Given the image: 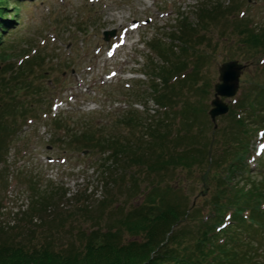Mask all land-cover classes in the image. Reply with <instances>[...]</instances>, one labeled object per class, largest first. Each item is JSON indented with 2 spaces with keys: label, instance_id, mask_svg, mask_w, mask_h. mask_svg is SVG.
Instances as JSON below:
<instances>
[{
  "label": "rangeland",
  "instance_id": "1",
  "mask_svg": "<svg viewBox=\"0 0 264 264\" xmlns=\"http://www.w3.org/2000/svg\"><path fill=\"white\" fill-rule=\"evenodd\" d=\"M206 2L221 4L224 12L213 20L204 13L201 20L200 8ZM19 5V20L11 25L16 27L5 33L7 44L14 51L5 62L0 60V69L9 62L16 67L24 52L40 53L44 57L33 75L35 84L43 87V93L33 100L24 99L20 92L17 94L20 109L14 118L10 117L15 123L14 132L0 142L3 160L0 164L1 238L13 237L30 246L53 242L59 247L70 241L81 246L85 242L81 233L106 228L111 224L108 220L113 219V222L115 218L120 222L122 213L125 215L141 205L146 197L145 190L152 182L159 187L179 188L178 194L170 192L169 197H183L198 209L196 218L184 223L195 225L200 218L210 215L211 199L220 188L204 176L208 162L190 169H171L160 178L151 175L145 164L123 163L122 168L116 170L122 163L120 160L114 165V158L108 153L98 147H85L84 143L75 145L71 136L73 133H101L116 137L126 135L133 140L147 139L140 123L125 125L119 122L129 111H133L145 126L163 118V125H168L170 133L179 135L184 132L185 114L171 106L183 101L184 105L194 106L196 111L189 112L194 122L190 130L185 131L186 136L191 137L181 141L178 148L214 138L210 151L215 155L224 150V139L220 136L222 130L215 136L214 133L230 126L232 110L229 109L228 116L218 115L214 122L208 111L215 98L219 66L234 59L244 65L239 76L240 89L233 98L218 97L226 105L238 100L234 112L243 108L242 115L250 127L257 124L264 128L255 122V111L240 105L241 99L248 94L249 99L255 98V91L264 85V64L261 63L264 49L246 46L236 27L240 22L250 21L256 30H263L264 0H23ZM180 14L186 17L187 44L177 38L182 34L177 28ZM133 21L140 24L137 29L130 30ZM106 31H115V34L105 40ZM192 33L198 37L192 39ZM123 38L126 39L120 44ZM157 40L166 48L163 55L159 48L152 46ZM114 42L119 46L111 50ZM197 57V79L174 93L177 96L170 94L173 102H167L169 108L164 110L154 97L164 92L166 85L161 77L162 67L177 71L173 68L177 58L185 61L187 68L192 67ZM182 70L185 68L177 72ZM112 72L117 75H110ZM179 83L181 80L177 78L173 84ZM154 86L158 92H153ZM57 101L65 104L54 110ZM27 102H30L29 107L25 105ZM167 113L169 118H166ZM55 114L63 120L61 129L54 123ZM201 130L205 139L199 137ZM247 143L250 151L244 162L249 169L238 174L262 179L264 154L260 156L262 151L257 148L258 134L251 132ZM105 158L110 171L116 170L114 180L108 182L101 167ZM157 179L160 181L155 184ZM51 183L52 189L61 187L65 193L53 196L49 202L44 201L45 209L38 208L35 199L41 197H36L32 186L41 187L40 195L48 197L49 192H43ZM81 195L88 196V201L80 200ZM102 201L105 206H101ZM32 206L37 209H31ZM122 230L124 243L143 240L142 235ZM261 234L256 233L257 239L260 240Z\"/></svg>",
  "mask_w": 264,
  "mask_h": 264
},
{
  "label": "trees",
  "instance_id": "2",
  "mask_svg": "<svg viewBox=\"0 0 264 264\" xmlns=\"http://www.w3.org/2000/svg\"><path fill=\"white\" fill-rule=\"evenodd\" d=\"M21 1L0 0V60L3 62L10 58L14 51V48H10L7 44L5 33L10 28L16 27H11V25L19 20ZM223 12L221 4L206 2L200 8L199 15L201 20L204 13L205 17L213 20ZM177 21V28L182 33L177 38L180 42L187 44L185 43L186 17L180 14ZM243 24L240 22L236 27L245 45L254 49L259 47L264 49V29L256 30ZM11 32H15V30ZM195 36L198 37L192 33L191 38L193 39ZM153 45L160 49L162 55L163 51H166L161 40L154 41ZM43 57L39 53L31 60L25 61L16 71L9 64L1 67L0 142L8 139L6 136L14 132L13 124L15 123L11 118H14L20 109V104L16 102L19 97L17 94L20 92L24 99L29 100H33L36 96L41 97L43 87L35 84L33 73L36 67L41 66ZM198 60L199 57L196 58L192 67H188L191 69L189 74L191 76L182 79L178 85L170 84L169 80L173 76L179 75L178 70L186 69L187 63L177 58L173 61V68L177 71L162 67L161 77L165 80L166 85L164 92L161 91L154 96L158 103L169 105L167 102H173L169 97L170 94L177 96L176 92L185 87L187 82L189 84L197 79ZM173 71L174 74H172ZM170 74L172 75L168 77ZM167 87L168 92L165 93ZM156 88V86L153 87V92H158ZM255 92H257L255 98L249 99L250 94H248L240 105H246L253 113L255 111L257 114H254L257 117L255 122L264 125V85ZM134 94L138 96V92L135 91ZM25 105L29 107L30 102ZM258 106H260L259 109ZM195 111V107L189 103L183 105L184 132L179 135L170 133L168 125H163V118L155 119L153 122L155 124L145 126L140 118L133 114V111H129L121 116L119 122L125 125H130L133 122L136 125L140 123L145 129L147 139L133 140L126 135L116 137L112 134L101 133H97L98 135L73 133L71 137L74 138L72 142L75 145L84 143L85 147L102 149L103 153H108L109 157L114 158V165L118 164L120 160L122 163L116 170H120L123 163L145 164L148 172L159 178L171 169H190L203 164L204 161L208 162L204 176L217 183L220 190L216 195H213L211 213L205 219L204 217L200 218L195 225L184 223L187 219L196 218L198 209L190 206L183 197L177 196L174 199L169 197L170 192L178 194L179 188H167V185L159 187L152 182L150 187L145 190L146 197L141 205L131 209L125 215L122 213L120 222L119 218H115L111 222L113 217H110L112 220H108V223L111 224L106 228H97L90 233H81L85 238V242L81 246H77L74 241L59 247L55 246L53 242L30 246L13 237L1 238L0 236V264H264V178L259 179L253 178L252 175L240 176L238 174L239 172L246 173L248 168L244 162L249 145L247 137L251 132L256 134L260 126L258 127L256 124V126L250 127L247 118L237 117V113L232 108L229 116L230 126L224 127V129L220 128L214 133L215 136L222 130L220 136L224 139L222 140L224 141V150L212 155L210 148L214 138L205 139L202 130L199 134L200 139H205L204 142L200 141L202 144H192L187 148L179 149L181 141L185 142L191 137V135L186 136L185 131L190 130L194 122L189 112L194 114ZM166 118H169L168 113ZM54 123L57 128H60L63 125V120L59 116L54 120ZM91 143L96 144L91 145ZM171 145H173L172 149H170ZM106 159L101 163V167L102 174H105V181L108 182L110 179L114 180L116 170L110 171L111 168L105 163ZM2 162L3 160L0 158V164ZM157 180L158 182L156 181L155 184L160 181V179ZM52 186L51 183V186H47L46 190L43 189V193L49 192L48 197L40 195L42 194L41 187L32 186V192L36 193V197H41L39 200L35 199L39 204L38 208L45 209L44 201L49 202L48 199L53 196L65 193L61 187L52 189ZM134 188L136 189V186ZM83 191L86 192V190ZM38 192L40 193L37 194ZM79 198L82 201L89 199L85 195H81ZM105 205L106 203L102 201L101 206ZM37 207L32 206L31 209L34 210ZM228 214L230 219H227ZM223 223H226L224 228L217 230V227ZM122 228L131 234L142 235L143 240L124 243ZM249 229L253 230L255 234L250 233ZM257 232H262L260 240L257 239ZM1 233L7 234L4 231Z\"/></svg>",
  "mask_w": 264,
  "mask_h": 264
},
{
  "label": "water",
  "instance_id": "3",
  "mask_svg": "<svg viewBox=\"0 0 264 264\" xmlns=\"http://www.w3.org/2000/svg\"><path fill=\"white\" fill-rule=\"evenodd\" d=\"M106 34L111 35L113 33L108 32ZM243 68L244 65L237 60L223 62L219 66L218 82L215 84V98L211 101V108L208 111L213 122L218 115H222L228 110V106L220 101L218 95L232 96L236 93L239 86V76Z\"/></svg>",
  "mask_w": 264,
  "mask_h": 264
}]
</instances>
